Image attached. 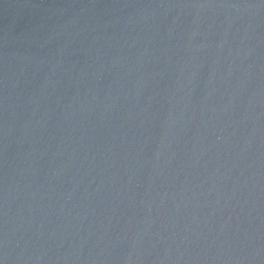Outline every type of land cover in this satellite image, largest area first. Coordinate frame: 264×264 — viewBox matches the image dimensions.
I'll list each match as a JSON object with an SVG mask.
<instances>
[{
    "label": "water",
    "instance_id": "water-1",
    "mask_svg": "<svg viewBox=\"0 0 264 264\" xmlns=\"http://www.w3.org/2000/svg\"><path fill=\"white\" fill-rule=\"evenodd\" d=\"M0 264H264V0H0Z\"/></svg>",
    "mask_w": 264,
    "mask_h": 264
}]
</instances>
